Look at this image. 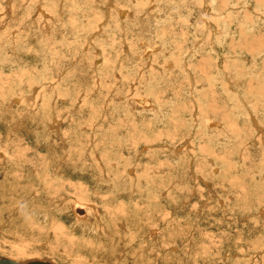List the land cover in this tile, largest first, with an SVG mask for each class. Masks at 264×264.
<instances>
[{"label":"rangeland","instance_id":"1","mask_svg":"<svg viewBox=\"0 0 264 264\" xmlns=\"http://www.w3.org/2000/svg\"><path fill=\"white\" fill-rule=\"evenodd\" d=\"M263 47L264 0H0V258L264 264Z\"/></svg>","mask_w":264,"mask_h":264},{"label":"bare ground","instance_id":"2","mask_svg":"<svg viewBox=\"0 0 264 264\" xmlns=\"http://www.w3.org/2000/svg\"><path fill=\"white\" fill-rule=\"evenodd\" d=\"M247 2H248V1H247ZM206 3H207V0H206ZM242 3H243V1H242ZM228 4H229V3H228ZM254 4H255V3H254ZM230 5H232V4H230ZM230 5H228V6H230ZM233 5L235 6V4H233ZM233 5H232V6H233ZM259 5H260V3H259ZM261 5H262V4H261ZM110 6H111V5H110ZM202 6H203V5H202ZM228 6H227V7H228ZM236 6H237V4H236ZM243 6H244V5H243ZM246 6H247V5H246ZM227 7H226V8H227ZM209 8H210V7H209ZM228 8H229V7H228ZM231 8H232V7H231ZM233 8H234V7H233ZM248 8H249V7H248ZM258 8H259V6H258ZM225 10H226V9H225ZM225 10H224V11H225ZM228 10H229V9H228ZM204 11H206V10H204ZM63 12H64V11H63ZM119 12H121V9L119 10ZM123 12H124V11H123ZM207 12H208V10H207ZM209 12H210V11H209ZM227 12H228V11H227ZM227 12H224V14L227 13ZM237 12H238V11H237ZM243 12H244V11H243ZM243 12H241V13H243ZM215 13H216V12H215ZM220 13H221V12H220ZM121 14H123V13L121 12ZM203 14H204V13H203ZM213 14H214V13H213ZM227 14H228V13H227ZM233 14H234V13H233ZM233 14H232V15H233ZM236 14H237V13H236ZM244 14H245V13H244ZM215 15H216V14H215ZM237 15H238V14H237ZM237 15H236V17H237ZM239 15H240V14H239ZM239 15H238V16H239ZM246 15H247V14H246ZM260 15H263V14H260ZM226 16H231V15H230V12H229V15H226ZM241 16H242V15H241ZM231 17H232V16H231ZM260 17H261V16H260ZM121 18H122V17H121ZM262 18H263V17H261V19H262ZM207 19H208V18H207ZM218 19H219V18H217V21H218ZM236 19H237V18H236ZM238 20H239V19H238ZM242 21H243V20H242ZM262 21H263V20H262ZM220 22H222V21H220ZM226 22H227V21H226ZM244 23L246 24V22H244ZM250 23H251V22H250ZM255 23H256V22H255ZM255 23H254V24H255ZM206 24H208V23H206ZM240 24H241V22H240ZM209 25H210V24H208V27H209ZM237 25H239V24H237ZM241 25H242V24H241ZM242 26H243V25H242ZM244 26H246V25H244ZM247 26H248V23H247ZM250 26H254V25H250ZM206 27H207V25H206ZM220 27H221V26H220ZM245 28H247V27H245ZM252 28H253V27H252ZM220 29H221V28H220ZM218 30H219V29H218ZM231 30H232V29H231ZM245 30H246V29H245ZM232 31H233V30H232ZM46 32H47V31H46ZM219 32H221V31L219 30ZM221 33H222V32H221ZM39 34H40V33H39ZM215 34H216V33H215ZM20 35H21V34H20ZM47 35H48V34H47ZM47 35H46V36H47ZM220 35H221V34H220ZM10 37H11V36H10ZM18 37H19V36H18ZM36 38H37V37H36ZM46 38H47V37H46ZM46 38H45V39H46ZM75 38H76V37H75ZM47 39H48V38H47ZM10 40H11V39H10ZM22 42H23V41H22ZM39 42H40V41H39ZM14 43H15V42H14ZM215 43H216V42H215ZM15 44H16V43H15ZM21 46H24V45H21ZM35 46H36V45H35ZM217 46H218V45H217ZM38 47H39V46H38ZM46 47H47V46H46ZM194 47H195V46H194ZM214 47H215V46H214ZM257 48H258V47H257ZM263 48H264V47H263ZM212 49H213V48H212ZM261 49H262V48H261ZM44 50H45V49H44ZM231 50H232V49H231ZM218 52H219V51H218ZM256 52H259V51H256ZM38 53H39V52H38ZM45 53H46V52H45ZM245 53H246V52H245ZM46 54H47V53H46ZM48 54H49V53H48ZM241 55H242V54H241ZM241 55H240V56H241ZM186 56H187V55H186ZM229 56L232 57V55H228V57H229ZM258 56H259V55H258ZM220 57H221V56H220ZM225 57H227V56H225ZM242 57H243V56H242ZM244 58H245V57H244ZM244 58H242V59H244ZM248 58H250V57H248ZM252 58H253V57H252ZM254 58H255V56H254ZM233 59H234V58H233ZM233 59H232V60H233ZM240 59H241V57H240ZM246 59H247V58H246ZM224 60H225V59H224ZM247 60H248V59H247ZM251 60H252V59H251ZM227 62H228V61H227ZM50 67H51V66H50ZM237 68H239V67H237ZM226 69H227V68H226ZM226 69H225V70H226ZM185 70H187V69H185ZM237 70H238V69H237ZM218 72H219V71H218ZM234 73H235V72H234ZM229 74H230V73H229ZM249 74H250V73H249ZM224 75H225V74H224ZM233 75H234V74H233ZM233 75H232V76H233ZM261 75H262V74H261ZM261 75H260V76H261ZM40 76H41V75H40ZM230 77H231V76H230ZM234 77H235V76H234ZM230 79H231V78H230ZM241 79H242V78H241ZM241 79H240V80H241ZM260 79H262V78H260ZM39 80H40V79H39ZM228 80H229V79H228ZM236 80H239V79H236ZM258 80H259V79H258ZM215 81H216V80H215ZM36 82H37V81H36ZM244 82H245V81H244ZM250 82H251V81H250ZM233 83H236V81L233 82ZM263 83H264V82H263ZM236 84H237V83H236ZM238 85H239V84H238ZM240 85H241V83H240ZM47 87H48V86H47ZM36 88H37V87H36ZM48 88H49V87H48ZM48 88H47V90H49ZM50 88H51V87H50ZM239 88H240V87H239ZM242 88H243V87H242ZM44 89H45V88H44ZM23 90H24V89H23ZM230 90H231V89H230ZM234 90L239 91L240 89L238 90V89L235 88ZM237 91H236V92H237ZM240 91H241V90H240ZM192 92H193V91H192ZM233 92H234V91H233ZM239 93H240V92H239ZM45 94H46V93H45ZM52 94H54V93L52 92ZM42 95H43V94H42ZM259 95H260V94H259ZM138 96H139V95H138ZM236 96H237V94H236ZM245 96H246V95H245ZM245 96H244V97H245ZM240 97H241V96H240ZM244 97H241V98L244 99ZM53 98H54V97H53ZM237 98H238V97H237ZM139 99H141V98H138V100H139ZM243 99H242V100H243ZM251 99H252V97H251ZM243 101H244V100H243ZM251 101H252V100H251ZM249 102H250V101H249ZM137 103H138V102H137ZM132 106H133V105H132ZM249 106H250V105H249ZM147 107H148V106H147ZM147 107H145V108H147ZM154 107H155V106H154ZM156 107H157V106H156ZM156 107H155V108H156ZM40 108H41V107H40ZM40 108H39V109H40ZM118 108H119V107H118ZM132 108H133V107H132ZM143 108H144V107H143ZM244 108H245V107H244ZM244 108H243V109H244ZM39 109H38V110H39ZM3 110H4V109H3ZM3 110H2V111H3ZM44 110H45V109H44ZM149 110H150V109H149ZM39 111L41 112L42 109L39 110ZM39 111H38V112H39ZM137 111H138V109H137ZM150 111H152V113L154 114V116L157 115L156 117H157V118H160V116H161V111H159V110L156 111V110H154V109H151ZM245 111H246V110H245ZM251 111H252V110H251ZM36 112H37V111H36ZM40 112H39V113H40ZM70 112H71V111H70ZM0 113H2V112H0ZM138 113H139V111H138ZM138 113H137V114H138ZM149 113H151V112H149ZM246 113H248V112H246ZM27 114H28V113H27ZM33 114H34V113H33ZM36 114H37V113H36ZM99 114H100V113H99ZM164 114H165V113H164ZM252 114H253V113H252ZM0 115H1V114H0ZM4 115H5V114H4ZM4 115H3V116H4ZM41 115H42V114L40 113V116H41ZM102 115H103V114H102ZM30 116H31V115H30ZM32 116H33V115H32ZM32 116H31V117H32ZM249 116H250V115H249ZM28 117H29V116H26V117L24 116V117H22V118H19L18 120H19V122H21L22 120H24V118L27 119ZM163 117H164V116H163ZM4 118H5V117H4ZM38 118H39V115H35V116L32 117L31 119H35L37 125H40V124H39V120H38ZM208 118H209V117H208ZM0 119H1V118H0ZM29 119H30V118H29ZM53 119H55V118H53ZM253 119H254V118H253ZM40 120H41V119H40ZM5 121H6V120H5ZM24 121H25V120H24ZM29 121H30V120H29ZM205 121H206V120H205ZM207 121H208V120H207ZM30 122H32V121H30ZM30 122H29V123H30ZM46 122H47V121H46ZM46 122H42V125H45V126H43L44 130H43V132H42L45 138L48 137V136H47V132H48L49 130H53V129L55 128L54 126H52L51 124H47ZM60 122H61V121H60ZM160 122H161V121H160ZM257 122H258V121H257ZM21 123H22V122H21ZM26 123H27V122H26ZM29 123H28V124H29ZM118 123H119V122H118ZM158 123H159V122H158ZM252 123H253V122H252ZM254 123H255V122H254ZM5 124H6V123H5ZM28 124H25V126L28 125ZM54 124H55V123H53V125H54ZM32 125H33V124H32ZM56 125H57V123H56ZM210 125H211V124H210L209 122L206 123V126H210ZM258 125H259V124H258ZM14 126H15V125H13V127H14ZM18 126H19V125H18ZM23 126H24V124H23ZM191 128H192V127H191ZM33 129H34V128H33ZM39 129H42V128L40 127ZM45 129L47 130V132H46ZM58 129H59V128H58ZM34 130H35V129H34ZM75 130H76V129H75ZM29 131H30V129H29ZM54 131H56V130H54ZM31 132H32V131H31ZM33 132H35L36 136L42 134L40 131H33ZM33 132H32V133H33ZM51 132H52V131H51ZM49 133H50V132H49ZM32 135H33V134H32ZM34 137H35V136H34ZM38 137H39V136H38ZM41 137H42V136H40L39 138L41 139ZM91 137H93V136H91ZM36 138H37V137H36ZM48 138L50 139V137H48ZM44 140H45V139H44ZM51 140H52V139H51ZM51 140H50V141H51ZM91 140H92V139H91ZM91 140H90V141H91ZM110 140H111V139H110ZM217 140H219V139H217ZM34 141H35V140H34ZM45 142H46V141H45ZM47 142H49V141H47ZM88 142H89V141H88ZM94 142H95V141H93V142H91V143L89 142V149L92 147V145L94 144ZM49 144H50V143H49ZM42 145H43V143H42ZM50 148L53 149V144H52V143H51V145H50ZM47 149H48L49 152L51 151V150L49 149V147H48ZM91 149H96V148L92 147ZM96 150H97V149H96ZM91 153H92V154H91ZM47 154H48V153H47ZM49 155H50V154H49ZM84 155H85V154H84ZM92 155H94L95 157H97V159L99 158V157H98V154L96 153L95 150H92V151L90 150V152H89V156L92 157ZM51 157L53 158V156H51ZM93 158H94V157H93ZM134 158H136V157H134ZM79 159H80V158H79ZM91 159H92V158H91ZM52 160H53V159H52ZM77 162H78V161H77ZM77 162L74 161L75 165L78 164ZM74 163H73V164H74ZM102 165H103V164H102ZM108 165H109V164H108ZM112 166H113V163L111 164V167H112ZM48 167H49V166H48ZM78 167H79V166H78ZM51 168H52V165H51ZM54 168H55V167H54ZM101 169L104 170V169H105V166H101ZM59 170H61L60 167H59ZM102 170H101V171H102ZM73 171H74V170H73ZM73 171H72V172H73ZM82 171H83V170H82ZM92 171H93V170H92ZM27 172H28V171H27ZM59 172H60V171H59ZM128 172L131 173V174L134 173V171L131 170V169L128 170ZM31 173H32V172H31ZM31 173H30V174H31ZM55 173H56V172H55ZM53 174H54V173H53ZM54 175H55V174H54ZM133 175H134V174H133ZM55 176H56V175H55ZM90 177H91V176H90ZM96 177H97V176H96V173H95V171H94V173H92V178L95 179ZM121 178H122V177H121ZM133 180H134V181L136 180V181L138 182L139 179L137 180V177L134 176V179H132V181H133ZM97 181H98V177H97L96 182H97ZM125 181H126V178H125ZM120 182H121L120 184H123L124 186L127 185V182H124V180H123V182H122V181H120ZM99 183H100V182H99ZM141 183H145V182H143V181L141 180ZM108 184H109V183H108ZM149 184H150V183H149ZM111 185H112V184H111ZM125 187H126V186H125ZM145 187H146V186H145ZM93 188H94V187H93ZM94 190H95V188H94ZM125 190H126V189H125ZM125 190H124V191H125ZM165 190H166V189H165ZM124 191L122 190V192H124ZM92 192H93V191H92ZM93 193H94V192H93ZM98 193H99V192H98ZM130 194H131V193H130ZM132 194H133V193H132ZM132 194L130 195L131 198H132ZM128 197H129V196H128ZM129 198H130V197H129ZM19 203H21V202H19ZM70 206H71V213L73 214V216H74L75 218H77L78 222L81 223L80 226L83 227L82 230H84V233H85V231H87L88 229H87V227H86V228L84 227V226H85L84 223H85V220H86L87 215H88V210H89V208L92 207L91 204H88L87 202H78V201H75V202H74L72 205H70ZM63 208H64V207H63ZM49 210H50V209H49ZM37 211L40 212L39 210H37ZM37 211H36V212H37ZM58 211H59V210H58ZM257 211H258V210H257ZM41 212H42V211H41ZM43 212H44V213H43ZM43 212H42V213H43V216H44V220H47V219L49 218V216H50L49 214H51V213H50V211H43ZM59 212H60V211H59ZM259 212H260V211H259ZM262 212H263V211H262ZM69 213H70V212H69ZM62 214H63V213H62ZM259 214H260V213H259ZM263 214H264V212H263ZM74 217H73V218H74ZM260 217H261V216H260ZM72 220H73V219H72ZM72 220H71V221H72ZM73 221H74V220H73ZM73 223H74V222H73ZM73 225H74V224H73ZM121 225L123 226V224H121ZM76 227H77V225H76ZM78 227H79V226H78ZM78 227H77V228H78ZM79 228H80V227H79ZM79 228H78V229H79ZM92 229H93V227H92ZM122 229H123V227H122ZM122 229H121V230H122ZM75 230H76V229H75ZM79 230H80V229H79ZM76 231H77V230H76ZM88 232H89V231H88ZM151 232H152V231H151ZM78 233L80 234V232H78ZM152 233H153V232H152ZM85 234H86V233H85ZM153 234H154V233H153ZM153 234H151V235H153ZM89 235H90V236H95V238H96L97 240H100V237H99V236H101V234H100V233H99V234L96 233V231H94V230H92V233H90ZM153 240H154V239H153ZM8 259H10V258H8ZM11 260H13V259H11ZM14 261H15V260H14ZM33 261H44V260H33ZM17 262H18V261H17ZM21 262H22V261H21ZM29 262H30V261H29ZM24 263H26V262H24ZM52 264H53V263H52Z\"/></svg>","mask_w":264,"mask_h":264},{"label":"water","instance_id":"3","mask_svg":"<svg viewBox=\"0 0 264 264\" xmlns=\"http://www.w3.org/2000/svg\"><path fill=\"white\" fill-rule=\"evenodd\" d=\"M0 264H52L48 261L17 262L8 258H0Z\"/></svg>","mask_w":264,"mask_h":264}]
</instances>
